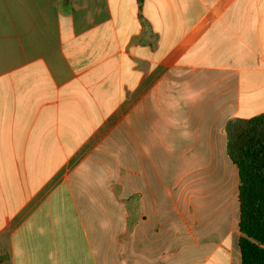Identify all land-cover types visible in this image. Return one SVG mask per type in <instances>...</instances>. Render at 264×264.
Returning a JSON list of instances; mask_svg holds the SVG:
<instances>
[{
    "label": "crops",
    "instance_id": "1",
    "mask_svg": "<svg viewBox=\"0 0 264 264\" xmlns=\"http://www.w3.org/2000/svg\"><path fill=\"white\" fill-rule=\"evenodd\" d=\"M263 113L264 0H0V264H241Z\"/></svg>",
    "mask_w": 264,
    "mask_h": 264
},
{
    "label": "trees",
    "instance_id": "2",
    "mask_svg": "<svg viewBox=\"0 0 264 264\" xmlns=\"http://www.w3.org/2000/svg\"><path fill=\"white\" fill-rule=\"evenodd\" d=\"M226 131L239 172L241 264H264V113L232 121Z\"/></svg>",
    "mask_w": 264,
    "mask_h": 264
}]
</instances>
